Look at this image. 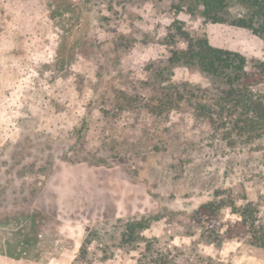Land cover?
<instances>
[{"label":"rangeland","instance_id":"1","mask_svg":"<svg viewBox=\"0 0 264 264\" xmlns=\"http://www.w3.org/2000/svg\"><path fill=\"white\" fill-rule=\"evenodd\" d=\"M173 1L0 0V264H264V137L214 132L224 84L174 54L206 36L255 75L264 41L237 0Z\"/></svg>","mask_w":264,"mask_h":264},{"label":"trees","instance_id":"2","mask_svg":"<svg viewBox=\"0 0 264 264\" xmlns=\"http://www.w3.org/2000/svg\"><path fill=\"white\" fill-rule=\"evenodd\" d=\"M237 2L244 12L233 20V24L264 41V0ZM228 5L229 0H174L171 9L174 13L198 16L205 23H223L227 21L224 12ZM187 39L186 49L174 52L176 59L197 65L204 73L220 79L224 84L211 104L198 105L214 132L230 141L234 136L247 140L264 137V91L258 88L264 82V61H259V71L253 75L248 70L247 57L241 52L216 47L206 36H188ZM216 208V202L203 204L198 214L206 212L209 216ZM22 218L24 225L26 215ZM197 220L203 222L200 215ZM143 227L140 221H132L127 226V232L134 234ZM23 233L18 246L20 254L26 244V230Z\"/></svg>","mask_w":264,"mask_h":264}]
</instances>
